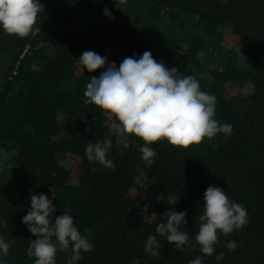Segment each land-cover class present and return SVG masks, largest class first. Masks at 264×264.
<instances>
[{"label": "trees", "instance_id": "1", "mask_svg": "<svg viewBox=\"0 0 264 264\" xmlns=\"http://www.w3.org/2000/svg\"><path fill=\"white\" fill-rule=\"evenodd\" d=\"M40 3L28 36L0 31V57L8 59L0 80V220H8L0 236L11 245L6 264H33L26 249L34 237L21 220L31 194L52 198V192V221L67 212L94 245L78 264H189L201 255L194 237L212 184L247 209L248 223L221 235L203 264H217L220 252L219 264H264V0H127L122 10L113 0ZM105 7L114 19L102 15ZM85 51L117 67L150 51L166 68L195 76L217 98L215 119L231 124L232 134L187 149L158 141L149 145L157 155L146 166L143 141L110 136L108 114L83 103L94 76L79 65ZM109 138L107 158L115 169L85 156L89 142ZM144 187L157 197L149 198ZM169 194L178 197L175 206ZM170 209L187 213L181 230L192 243L177 251L157 236L160 255L149 256L144 243ZM229 240L239 245L231 252L224 246ZM70 257V249L58 250L56 264Z\"/></svg>", "mask_w": 264, "mask_h": 264}, {"label": "clouds", "instance_id": "2", "mask_svg": "<svg viewBox=\"0 0 264 264\" xmlns=\"http://www.w3.org/2000/svg\"><path fill=\"white\" fill-rule=\"evenodd\" d=\"M113 3L122 10L127 0H113ZM41 9L40 0H0V31L20 38L28 36ZM102 15L114 19L107 7ZM197 55L203 57L204 53L201 51ZM78 62L88 73L104 69L99 77L92 76L86 84L83 103L94 105L108 114L110 136L131 134L142 140L139 152L146 166H152L157 155L149 145L158 141L164 140L170 146L187 149L192 144L201 143L204 138L232 134L231 124L215 119V95L202 90L195 76L181 74L176 67L166 68L162 61L153 58L150 51H145L139 58L134 54L123 59L119 67L115 62H108L107 56L93 51H85L78 57ZM111 147L110 138L103 143L89 142L85 156L89 162L115 169L114 162L107 158ZM2 155L0 150V157ZM0 166H3L2 158ZM53 199V192L52 198L42 193L30 195V208L21 220L34 237L29 240L26 254L33 258V264H56L57 251L70 249L68 264H78L81 254L91 253L94 245L81 234L67 212L52 221L56 210ZM177 202L178 197L168 195V204L175 206ZM186 215V212L170 209L165 214L166 218L157 223L156 234L147 237L145 253L152 257L160 255L162 244L157 236L165 238L177 251H183L185 245L191 244L189 233L181 230V226L186 224ZM247 223L248 212L243 205L230 200L227 193L215 184L208 186L194 237L201 255L190 260L189 264H203V256L211 257L215 253L221 235L228 236ZM7 224L8 220H0V225L7 227ZM224 246L231 252L239 245L229 240ZM10 247V242L0 236V264H6L3 258L9 255ZM224 257V252L215 255L217 264Z\"/></svg>", "mask_w": 264, "mask_h": 264}, {"label": "rangeland", "instance_id": "3", "mask_svg": "<svg viewBox=\"0 0 264 264\" xmlns=\"http://www.w3.org/2000/svg\"><path fill=\"white\" fill-rule=\"evenodd\" d=\"M52 50H53V48H51L50 46H48L46 48V51L47 52L52 51ZM7 66H8V59H7V57L6 56L0 57V80L2 79L3 74H4L5 70L7 69ZM93 73H94V76L99 77V75L101 74V70L98 69V70H96ZM245 109H246V107H244V110ZM7 163H9V160H8ZM144 191L146 192V195L149 196V198H153V197L155 198V197H157L156 192H154V190L151 189L150 187H144ZM61 258H64L63 255L61 256ZM66 258L67 257H65L64 259H66Z\"/></svg>", "mask_w": 264, "mask_h": 264}]
</instances>
